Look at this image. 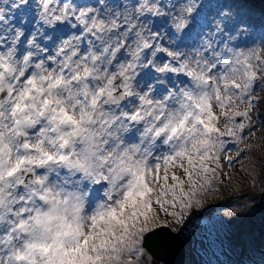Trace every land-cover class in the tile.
I'll return each mask as SVG.
<instances>
[{"label":"clouds","instance_id":"9594fccd","mask_svg":"<svg viewBox=\"0 0 264 264\" xmlns=\"http://www.w3.org/2000/svg\"><path fill=\"white\" fill-rule=\"evenodd\" d=\"M262 121L259 0H0V264H160L162 224L264 264L214 203L264 185Z\"/></svg>","mask_w":264,"mask_h":264},{"label":"rangeland","instance_id":"374dc122","mask_svg":"<svg viewBox=\"0 0 264 264\" xmlns=\"http://www.w3.org/2000/svg\"><path fill=\"white\" fill-rule=\"evenodd\" d=\"M259 3L264 4V0H259ZM264 123V121H262ZM259 131V129L257 130ZM240 182L235 180L233 188L237 192H242L241 194L234 193L232 196L224 197L220 196L219 199L215 200L214 203H225L226 201H234V203L229 204L227 208L224 209L225 212L232 216L234 214L248 213L253 209L251 214H241L238 215L235 219L228 221L232 232V242H239L240 234L248 227H252L256 232L257 243L260 242V233H261V220L264 218V207L260 204H264V185H259L255 188L248 187L243 191H239ZM242 186V185H241ZM226 193V190H225ZM240 195V196H239ZM236 196V197H235ZM209 212L211 209L208 210ZM196 215H200L197 213ZM171 227L174 231H182V228L178 227L175 224H162ZM202 239L198 242L201 245V248L204 249L203 252H197L193 259L197 262L201 260H208L211 257H214L218 261H223L225 258L231 260L234 259L233 256H226L223 252V246L219 245L222 243L220 237L219 226L210 223H204V226L200 229ZM160 264H164L160 262Z\"/></svg>","mask_w":264,"mask_h":264},{"label":"water","instance_id":"95a60500","mask_svg":"<svg viewBox=\"0 0 264 264\" xmlns=\"http://www.w3.org/2000/svg\"><path fill=\"white\" fill-rule=\"evenodd\" d=\"M155 233L156 235L150 234V242L156 250L159 262L168 264L170 259L174 264H182V261L185 258L183 241L180 237H174L171 239V236L177 232H174L169 226H161L155 230ZM161 238L166 239L167 243L161 244Z\"/></svg>","mask_w":264,"mask_h":264},{"label":"trees","instance_id":"16d2710c","mask_svg":"<svg viewBox=\"0 0 264 264\" xmlns=\"http://www.w3.org/2000/svg\"><path fill=\"white\" fill-rule=\"evenodd\" d=\"M259 186V185H258ZM245 190V188L243 186H239V191H243ZM234 193H242V192H237V191H234V190H230V189H226V193H225V196L224 197H229V196H232Z\"/></svg>","mask_w":264,"mask_h":264},{"label":"snow or ice","instance_id":"6c2138e0","mask_svg":"<svg viewBox=\"0 0 264 264\" xmlns=\"http://www.w3.org/2000/svg\"><path fill=\"white\" fill-rule=\"evenodd\" d=\"M154 235H156V234H154ZM160 243H161V244L167 243V240L164 239V238H161Z\"/></svg>","mask_w":264,"mask_h":264}]
</instances>
